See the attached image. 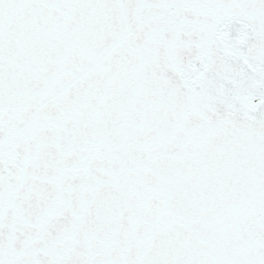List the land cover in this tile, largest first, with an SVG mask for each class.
Returning <instances> with one entry per match:
<instances>
[{"label": "snow or ice", "instance_id": "1", "mask_svg": "<svg viewBox=\"0 0 264 264\" xmlns=\"http://www.w3.org/2000/svg\"><path fill=\"white\" fill-rule=\"evenodd\" d=\"M0 264H264V0H0Z\"/></svg>", "mask_w": 264, "mask_h": 264}]
</instances>
